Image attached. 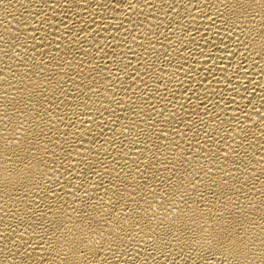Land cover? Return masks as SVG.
<instances>
[{
    "label": "bare ground",
    "instance_id": "1",
    "mask_svg": "<svg viewBox=\"0 0 264 264\" xmlns=\"http://www.w3.org/2000/svg\"><path fill=\"white\" fill-rule=\"evenodd\" d=\"M0 264H264V0H0Z\"/></svg>",
    "mask_w": 264,
    "mask_h": 264
}]
</instances>
